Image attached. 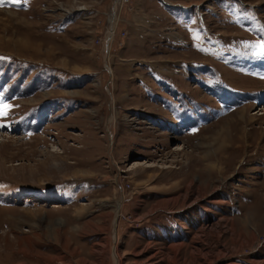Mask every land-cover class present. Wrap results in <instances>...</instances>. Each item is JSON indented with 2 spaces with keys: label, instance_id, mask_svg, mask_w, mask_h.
<instances>
[{
  "label": "rangeland",
  "instance_id": "1",
  "mask_svg": "<svg viewBox=\"0 0 264 264\" xmlns=\"http://www.w3.org/2000/svg\"><path fill=\"white\" fill-rule=\"evenodd\" d=\"M262 45L264 0H4L0 264H264Z\"/></svg>",
  "mask_w": 264,
  "mask_h": 264
},
{
  "label": "snow or ice",
  "instance_id": "2",
  "mask_svg": "<svg viewBox=\"0 0 264 264\" xmlns=\"http://www.w3.org/2000/svg\"><path fill=\"white\" fill-rule=\"evenodd\" d=\"M4 2V0H0V5H2ZM12 3H20V0H11ZM262 51H264V45H262ZM10 107V105L8 104H3L0 105V116H7L8 115V108ZM0 127H3V125H0Z\"/></svg>",
  "mask_w": 264,
  "mask_h": 264
},
{
  "label": "trees",
  "instance_id": "3",
  "mask_svg": "<svg viewBox=\"0 0 264 264\" xmlns=\"http://www.w3.org/2000/svg\"><path fill=\"white\" fill-rule=\"evenodd\" d=\"M44 105H41V107H38L37 110H35L34 112L31 113V117L33 116H41L43 114L42 109H43Z\"/></svg>",
  "mask_w": 264,
  "mask_h": 264
},
{
  "label": "bare ground",
  "instance_id": "4",
  "mask_svg": "<svg viewBox=\"0 0 264 264\" xmlns=\"http://www.w3.org/2000/svg\"><path fill=\"white\" fill-rule=\"evenodd\" d=\"M112 27H113V25H112ZM112 27H111V29H112ZM111 29H110V35H111ZM109 38H111V36L109 37ZM212 163V162H211ZM213 164V163H212ZM216 167V166H215ZM210 171V170H209ZM216 174V173H215ZM116 236H117V233H116ZM116 239H118V238H116ZM117 241V240H116ZM114 257H115V260H116V262H117V264H119V259H118V256H117V253H116V250L114 251Z\"/></svg>",
  "mask_w": 264,
  "mask_h": 264
},
{
  "label": "crops",
  "instance_id": "5",
  "mask_svg": "<svg viewBox=\"0 0 264 264\" xmlns=\"http://www.w3.org/2000/svg\"><path fill=\"white\" fill-rule=\"evenodd\" d=\"M181 234H179V236H180ZM180 237H182V236H180Z\"/></svg>",
  "mask_w": 264,
  "mask_h": 264
}]
</instances>
